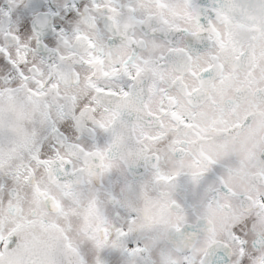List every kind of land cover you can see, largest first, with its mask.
<instances>
[{"label": "snow or ice", "instance_id": "1", "mask_svg": "<svg viewBox=\"0 0 264 264\" xmlns=\"http://www.w3.org/2000/svg\"><path fill=\"white\" fill-rule=\"evenodd\" d=\"M0 264H264V0H0Z\"/></svg>", "mask_w": 264, "mask_h": 264}]
</instances>
